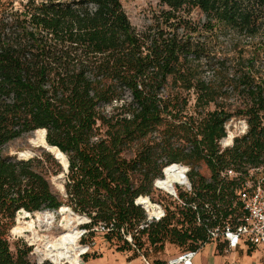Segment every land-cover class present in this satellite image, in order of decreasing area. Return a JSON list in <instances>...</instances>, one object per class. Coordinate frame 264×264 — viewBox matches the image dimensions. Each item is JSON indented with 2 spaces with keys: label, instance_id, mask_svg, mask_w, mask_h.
<instances>
[{
  "label": "trees",
  "instance_id": "trees-1",
  "mask_svg": "<svg viewBox=\"0 0 264 264\" xmlns=\"http://www.w3.org/2000/svg\"><path fill=\"white\" fill-rule=\"evenodd\" d=\"M156 1L161 9L136 30L120 0H0V264H52L32 261L30 246L13 250L10 230L62 206L88 218L85 229L107 225L105 239H122L115 248L127 261L167 264L150 262L145 243L201 248L205 225L174 201L139 227L146 213L135 199L173 163L189 167L193 194L216 214L240 210L235 192L251 168H264V0ZM236 119L247 128L221 149ZM36 130L61 155L3 153ZM229 168L239 176L222 177Z\"/></svg>",
  "mask_w": 264,
  "mask_h": 264
},
{
  "label": "rangeland",
  "instance_id": "rangeland-1",
  "mask_svg": "<svg viewBox=\"0 0 264 264\" xmlns=\"http://www.w3.org/2000/svg\"><path fill=\"white\" fill-rule=\"evenodd\" d=\"M13 1L14 5L19 7L20 3L25 0ZM120 1L131 25L136 30H141L146 25L151 23L154 14L158 13L161 9V6L156 0ZM244 130L243 120H231L227 124L228 135L226 138H228L229 135H231L232 138L237 135H242ZM44 135L45 132L42 130H36L34 132L24 134L23 136L5 145L3 147V153L5 155L17 156L19 158H29L39 153L41 150H50L55 154V156L61 155V153L57 152L56 149L47 146ZM230 145V139H224L220 142V147L222 149L230 147ZM62 166L64 167L63 164ZM199 171L201 174L206 175V177L209 176L207 168L204 165L199 168ZM249 176L251 179L258 178L260 176V171H250ZM63 177L64 176L62 175L51 177V183L58 192L63 191ZM149 196L152 201L160 203L163 207L173 209L174 205L171 204L173 202L172 197L166 192H162L154 188L152 194ZM144 203H148L147 200H145ZM70 211L72 210L70 209ZM70 211H60V209H58L55 212L44 211L43 213L39 212L30 214L27 218V222L29 223L26 222V225H20L25 227H27V224L31 225L32 227L30 226V228H28L29 231L20 232V227L14 229L13 231L10 230L9 240L12 249L14 250L15 245L17 244L30 246L31 252L29 256L32 261L48 260L52 263L51 256L55 252L52 249H49L48 246L64 233L74 231L79 232L80 235V231L83 229V225L85 224L81 218L82 215L71 213ZM65 227L68 229H65ZM122 242V239L121 242L116 239L108 242L105 239L104 234L91 232V234H88L86 237L78 238L77 241L78 247H85L86 245H89V251L85 254H83L84 252L81 253L77 259H61L60 264H76L79 259L83 261L82 255H88V260L91 264H126V257L128 254L118 252L115 248V245H122ZM219 244L221 243L208 242L204 244L199 251V258L195 259L194 264H264V243L257 245L256 249L251 252H248V244L245 242H242L237 248L230 249H223L218 246ZM143 246L144 254H147L145 257H147L150 262L157 258L168 260L180 253V249L169 242H165L163 244V248L159 252H156L155 249L147 243ZM98 254H101V256L92 258V256Z\"/></svg>",
  "mask_w": 264,
  "mask_h": 264
},
{
  "label": "built area",
  "instance_id": "built-area-1",
  "mask_svg": "<svg viewBox=\"0 0 264 264\" xmlns=\"http://www.w3.org/2000/svg\"><path fill=\"white\" fill-rule=\"evenodd\" d=\"M243 123L246 130L247 125L244 120ZM227 135L221 140L227 139ZM230 136L231 135H229L228 138ZM229 139L231 143L230 146H232L234 137L232 138L231 136ZM182 166L184 167L185 174L183 183H174L172 191L167 192L162 187L157 185V181L159 179L157 178L153 182V188L169 194L179 208L189 209L194 213V221L197 224L205 225L207 234L206 242L204 244L208 242H219L230 249L239 247L242 242H245L248 246L253 245L256 247L257 245L264 243V168H251L249 170V174L250 171L259 170L260 176L255 179H251L249 176L248 180H246L242 186L237 189L235 192V198L233 199V207L236 206V203H239L240 210L233 215L224 217L222 214H216V212L213 211V206L210 201L201 200L193 194V188L188 178L189 167L186 165ZM221 176L225 178H235L239 176V173L234 169L229 168L221 172ZM180 193L192 195L194 199L190 201L185 200L183 197H180ZM144 200H147L150 204L149 207L145 208L143 206ZM135 204L139 205L146 213V219L142 224H140V228H143L152 222H156L165 216V208L160 203L152 201L148 195H141L137 197L135 199ZM216 205L218 206V204ZM67 210L70 211V208L67 207ZM70 212L73 213L72 211ZM82 219L85 224L90 222V220L86 217H83ZM109 229L110 228L107 225L99 223L97 225H93L89 229L83 228L80 231L79 238L86 237L91 232L104 234ZM125 238L127 241L132 242L130 234L125 235ZM85 248L86 251L83 254L87 253L90 249L89 245H86ZM199 249L181 252L175 257L168 259L167 264H194V258ZM144 260L146 264H150L145 258Z\"/></svg>",
  "mask_w": 264,
  "mask_h": 264
},
{
  "label": "bare ground",
  "instance_id": "bare-ground-1",
  "mask_svg": "<svg viewBox=\"0 0 264 264\" xmlns=\"http://www.w3.org/2000/svg\"><path fill=\"white\" fill-rule=\"evenodd\" d=\"M45 138V135H44ZM231 138V136L229 137ZM227 138V139H229ZM48 150V149H47ZM60 151V150H59ZM56 158V157H55ZM57 159V158H56ZM61 162V161H60ZM62 163V162H61ZM68 160L66 158V167H67ZM64 167V169L66 168ZM184 167L180 164H171L164 168L163 170V179L157 181V185L162 187L165 191L171 192L173 188V184L183 183L184 182ZM143 206L145 208L149 207V203H144ZM60 211H67L66 206L60 207ZM44 212V211H43ZM42 212V213H43ZM46 212V211H45ZM49 212V211H48ZM48 215V214H47ZM47 217V216H46ZM80 218V217H79ZM83 218V216L81 217ZM36 219V218H35ZM49 219V218H48ZM78 219V218H77ZM82 220V219H81ZM27 220H25L22 224L26 225ZM41 222V221H40ZM39 222V223H40ZM48 222V221H47ZM69 222V221H68ZM81 222V221H80ZM29 223V222H27ZM72 223V222H71ZM35 225V224H34ZM33 225V226H34ZM46 225V224H45ZM31 225L27 224V227L20 226L19 231L20 232H26L29 231L28 228H30ZM65 226V225H64ZM32 227V226H31ZM67 227H65L66 229ZM68 229V228H67ZM79 232L70 231L68 233H64L60 235L55 241H53L48 247L49 249H52L55 253L51 256L52 263L54 264H60L61 259H77V257L86 251V248L84 246L78 247L77 241L79 238ZM48 243V242H47ZM80 260V259H79ZM79 260L77 261L79 264Z\"/></svg>",
  "mask_w": 264,
  "mask_h": 264
},
{
  "label": "crops",
  "instance_id": "crops-1",
  "mask_svg": "<svg viewBox=\"0 0 264 264\" xmlns=\"http://www.w3.org/2000/svg\"><path fill=\"white\" fill-rule=\"evenodd\" d=\"M222 244V243H221ZM227 247L226 246H224L223 247V249H226ZM201 249V248H200ZM200 249L198 250V252H197V254H196V256H195V258H194V262H195V259L196 258H199V251H200ZM178 255V254H177ZM126 264H146L145 263V260H144V258L142 257V256H139V257H137V258H135V259H133V260H131V261H127L126 260ZM89 264H91V262L89 261ZM199 264V263H198Z\"/></svg>",
  "mask_w": 264,
  "mask_h": 264
},
{
  "label": "water",
  "instance_id": "water-1",
  "mask_svg": "<svg viewBox=\"0 0 264 264\" xmlns=\"http://www.w3.org/2000/svg\"><path fill=\"white\" fill-rule=\"evenodd\" d=\"M44 132H45V130H44ZM45 139V138H44ZM45 142H46V140H45ZM46 144H47V142H46ZM48 145V144H47ZM60 153H62L61 151H60ZM61 163V162H60ZM62 164V163H61ZM67 168H68V163H67V167L65 168V170L67 171ZM28 212H26L25 210H23V209H21V210H19L18 212H17V216H22V215H24V214H27ZM79 264H84V262L82 261V260H79Z\"/></svg>",
  "mask_w": 264,
  "mask_h": 264
}]
</instances>
